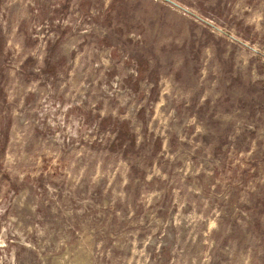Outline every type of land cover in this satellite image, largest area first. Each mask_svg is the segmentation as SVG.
<instances>
[{"label":"rangeland","instance_id":"1","mask_svg":"<svg viewBox=\"0 0 264 264\" xmlns=\"http://www.w3.org/2000/svg\"><path fill=\"white\" fill-rule=\"evenodd\" d=\"M0 264H264V0H0Z\"/></svg>","mask_w":264,"mask_h":264}]
</instances>
